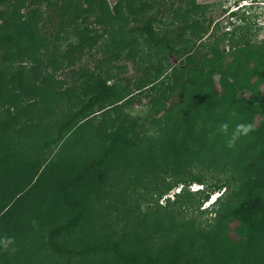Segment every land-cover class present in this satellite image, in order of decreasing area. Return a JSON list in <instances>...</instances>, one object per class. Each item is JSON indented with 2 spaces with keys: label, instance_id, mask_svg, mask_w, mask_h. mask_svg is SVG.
<instances>
[{
  "label": "trees",
  "instance_id": "16d2710c",
  "mask_svg": "<svg viewBox=\"0 0 264 264\" xmlns=\"http://www.w3.org/2000/svg\"><path fill=\"white\" fill-rule=\"evenodd\" d=\"M97 1H49L51 15L57 18L50 41L39 31L40 14L36 7H31L26 17L20 11L26 0H0V5L9 6L8 10H0L1 264H62L61 257L67 259L65 264H264V40L246 39L235 42L229 50L214 47L202 52L198 42H202L210 30L214 21L211 15L202 12L200 18L182 23L177 32L166 30L160 36L155 28L156 13L140 17L154 3L125 0L127 10L139 15L133 17L138 24L130 28L132 33L143 34L148 42L161 46L178 59L173 66L172 83H167L168 90L160 88L161 93L153 100L158 113L171 108L174 95H180L181 102L175 101L172 105L179 113L167 114L164 133L142 147L144 122L125 123L107 131V125L97 126L91 119L101 110L107 115L109 106L133 94L126 95L127 92L109 83L113 74L106 62L112 58L97 59L94 68L83 64L85 54L94 57L93 49L111 32L108 26L122 22V15L114 11L124 0L114 9L104 1L98 2L99 9L94 8ZM179 1L166 0L161 9L172 11ZM92 15L102 25V31L92 32L88 25L84 29L76 27L86 23ZM46 18L53 21L50 14ZM66 27L72 28L78 39L69 41L59 57L57 43ZM190 29L196 37L191 43L186 37ZM171 33L174 36L169 35ZM49 42L50 50L39 51ZM179 42L185 46L178 48ZM129 43L124 40V47ZM132 44L128 47V56L138 51ZM61 62H65V72L74 73V84L60 92L54 77L61 69L58 66ZM150 80L147 74V78L137 81L136 94L141 95L150 86L153 89L155 81ZM64 98L70 110L58 120L53 122L48 118L43 122L42 116L31 117L39 103L45 102L44 109L49 111L56 101ZM228 116L253 125V130L245 137L255 145L254 151L240 149L236 153V142L228 147L233 126L229 124L227 133L219 127L221 123H229ZM209 120L216 123L211 124L215 129L205 126ZM88 121L93 127L89 132L90 140L94 138L99 147L94 146L93 156L80 170L72 169L64 178H57L62 164L56 165L53 154L65 142L66 135ZM221 137L222 141L217 142ZM208 149L220 157L219 164H230L233 174L229 181L211 186L205 199L238 178L242 180L239 185L242 189L232 202L222 201L220 195L215 203L218 205L216 217L206 228L172 220L175 212L172 206L177 201L170 197L166 206L157 198L154 206L142 202L136 205L138 207L127 208L128 219L119 234L114 232L106 215L102 217L91 210L92 195L97 196L98 203L102 202L101 193L108 192L104 187L110 176L117 178L121 188L115 197L120 196L125 201L128 195L124 192L131 185V179L127 180L130 169L138 176L144 172L150 174V182L160 181L156 171L169 172L171 168L178 174L186 170L190 162L204 163L209 156ZM53 165L56 166L50 168ZM50 169L52 177L44 181L43 175ZM191 177L205 184L199 174L191 173ZM180 181L189 182L186 178ZM175 182L164 180L159 190L171 189ZM143 184L148 187V183ZM78 185L84 187H78L76 195H72ZM190 194L191 197L194 192ZM225 196L228 198L231 194ZM46 199L54 201L52 208L48 207ZM60 203L65 207L60 212L63 215L51 224L50 220L58 216L54 213L61 210ZM86 221L93 225L84 227V233L75 237L77 243L60 242L61 236L77 230ZM118 223L119 220L115 222Z\"/></svg>",
  "mask_w": 264,
  "mask_h": 264
},
{
  "label": "rangeland",
  "instance_id": "374dc122",
  "mask_svg": "<svg viewBox=\"0 0 264 264\" xmlns=\"http://www.w3.org/2000/svg\"><path fill=\"white\" fill-rule=\"evenodd\" d=\"M49 1L51 2V0H37V2L26 0V4L20 8V11L22 15H26L27 17L31 7H36L38 9V13L40 14L37 19L39 31L44 37H48L51 41L53 38L54 27L57 24V18H54L53 15H51L52 13L49 7L52 5L48 4ZM77 1L83 2L84 0H75V2ZM102 1L106 2L110 8L114 9V6L121 0H98L96 3L94 2V8L99 9L98 2ZM144 1L147 0H137L136 2L142 3ZM149 1L154 4L144 10V13L140 15V17L156 13L158 20L155 23V28L160 36L163 35L166 30H176L177 32L182 23L186 20L191 21L195 18H200L202 12L207 13V15H211L214 21L210 26V30L205 33V37L202 42H198L202 45V52L210 51V49L214 47L229 50L235 42H242L246 39H250L252 41L264 40V0H181L178 2L179 5L176 6L177 10L174 9L172 11H163V9H161L166 0ZM84 5L86 4L84 3ZM14 6H17V4ZM12 7L13 6H11V8ZM1 9L8 10L9 6L2 4L0 5V10ZM114 12H116L117 15H122V22L120 21L121 25H114L111 27L108 24V27H110L109 30L112 28L111 32L108 34L106 33L107 35L103 37L93 49L92 52L94 57H91L88 53L85 54L83 57V64L89 68H94L98 63L96 61L97 59H101L102 57H108L109 59L112 58L106 62L113 74L109 83H114L118 89L123 90V93L127 92L126 95L132 92L133 94L127 96L119 104L109 106V113L107 115H104L106 112L101 110L91 119H93L95 125L103 123L107 125V131L116 129L125 123L129 125L134 121H137L138 123L144 122V128L141 134V146L146 147L164 133V129L167 126L165 116L167 114L176 115V113H179L176 106L175 108H172V105L176 102H181L180 95H174L170 102V104H172L170 106L171 108L167 110L164 109L158 113L155 111L156 101L153 100V97L158 96V94L161 93L162 90L160 88L168 90L167 83H172V81L170 82V79L172 78V73L175 70L173 69V66L177 65L178 59L176 55L170 54L169 52L167 53V51H165L161 46H156L153 43L148 42L143 34L132 33L130 28L138 24V22L133 20V17L139 15H134L127 10L125 0L120 5V8ZM49 14L52 16L51 19H53L52 22L54 23L47 20L46 16L49 17ZM42 25H44V27ZM87 25L92 32L95 30H103L102 25L95 21L94 15L90 16L86 23L80 24L76 27L84 29ZM193 32V29H190L186 34L190 43L194 41V38H196ZM111 33L113 34L111 35ZM169 35L174 36V33ZM77 39L78 37L76 32L72 28L66 27L57 43V53L59 57L60 52L67 46V43L69 41H76ZM114 39L116 42L113 41ZM124 40L130 42L125 47L123 44ZM131 44L136 45L138 51H133L134 53H131V55L128 56L127 54L130 53V51H128V47ZM176 46L178 48H183L185 44L179 42ZM46 48H48V50L52 48L51 42H49L48 46L42 45L39 51H41V49L44 51ZM107 50L110 52L105 53ZM114 51H119L120 54H116ZM58 66L61 69L56 72L54 80L57 85L56 89L61 92L65 89H69V87L74 84V73L72 74L70 71L65 72L63 69L65 67V62H61ZM147 74L151 80L155 81L156 86L153 89L150 86V88L145 89L144 93L141 95L136 94V82L142 78H147ZM176 91L177 89H175V92ZM131 98H133L132 101H130ZM44 106L45 102L39 103V105L33 110L32 116H30L34 119L42 116L44 117L43 122L47 121L48 118L52 119L54 122L70 110L66 98L58 102L56 101L53 104V107H50L49 111H52L50 112V116L48 109H44ZM156 118H158L159 121H156ZM226 119L229 122L228 124L233 126L232 128L235 127V124L241 122L240 120H233L232 116H228ZM171 120L172 121H170V123L173 122V119ZM259 120L260 118L258 117V121ZM206 123V127L215 129V127L211 125L216 124L215 122H211L209 120ZM92 128V123L88 121L80 129L66 135L64 139L65 142L61 144L53 154L56 165L57 163L62 164L60 172L57 174V178H64L68 175L67 171H72V169L80 170L84 163L93 156V151L95 150L94 146L99 147V144L93 141L95 140L94 138L90 140L89 132H91ZM218 130L219 129H217V132ZM248 138L242 136L236 141V153L240 149H246L249 153L255 150V145H251L249 140L250 138ZM99 141L101 142V140ZM219 141H222V137L218 139L217 142ZM255 143L257 142L255 141ZM209 150L210 149H208V151ZM208 155L209 156L206 158L204 163H199L197 161H194L193 163L190 162V164L186 167V170L184 169L183 171L178 172V174L172 172L171 168H169V172L158 169L159 171L156 172L157 178H160V181L158 179V181L150 182L152 179L150 174L144 172L141 177L130 169L127 173V180L131 179V185L128 190L124 192V195H128V198H126L125 201H122L120 196L115 197L116 193L121 191V188L117 184V178L110 176V181H108L107 187L104 185V188L107 189L108 192L101 193L100 199L102 198V202L98 203L100 200L97 199L96 195H92L93 205H91V210L96 214L99 213L102 217L106 215L105 217H107L108 223L112 224L114 232L119 234L123 230L128 219L127 208L136 206L142 202H146L148 205L154 206L155 199L157 198H159L160 204L166 206L168 204V197H170L172 200L176 199L177 201V203L172 206V208L175 209V212L172 215V220L179 222L187 221L190 224L194 223L196 227L206 228L216 217L215 207H218V205L215 203L217 199H219L220 195H222V201L232 202L239 197L240 190L242 189V187L240 188L239 186L242 180L238 178V180L231 181L228 186L212 192L210 199H205V193L211 186L216 183L224 182L226 179L229 181V177H232L233 174L230 164L225 162L219 164L220 157H218L213 150L209 151ZM223 160H225V158H223ZM63 163L66 165H63ZM56 165H53L50 168L53 169ZM52 169H50L48 174L43 175L42 179L44 181H47L52 177ZM191 173H197L202 176L205 184L203 185L194 181L191 177ZM181 178H186L189 182L184 184L180 181ZM177 179H179V181L175 182ZM164 180H172L175 183L171 189L165 188L163 191L161 190V192L159 187L162 186ZM143 183H148V187H146ZM76 187L77 188L73 189L72 195H76L78 187L83 188L84 186L78 185ZM178 192L180 193L176 194ZM191 192H194V195L190 197ZM228 193H230L231 196L226 198L225 195ZM46 201H49V208L54 206V201L51 199H46ZM60 205L61 210H55L56 212L54 214L58 216H55L53 220H50L51 224L58 222L59 215H63V213L60 212L65 207L62 203H60ZM118 220L119 223L115 224ZM89 221H86L77 230L73 229L72 231L67 232V234L61 236L60 242L66 244L77 243L78 241L75 237L84 233V227L89 228L93 225V223ZM66 261L67 259H63L62 257L59 259V262L62 264H65Z\"/></svg>",
  "mask_w": 264,
  "mask_h": 264
},
{
  "label": "clouds",
  "instance_id": "9594fccd",
  "mask_svg": "<svg viewBox=\"0 0 264 264\" xmlns=\"http://www.w3.org/2000/svg\"><path fill=\"white\" fill-rule=\"evenodd\" d=\"M220 130L227 133L229 131L228 123H221ZM253 130V125L247 122H240L235 124V127L231 130L230 138L227 141L228 147H232L235 142L242 136L248 135Z\"/></svg>",
  "mask_w": 264,
  "mask_h": 264
}]
</instances>
